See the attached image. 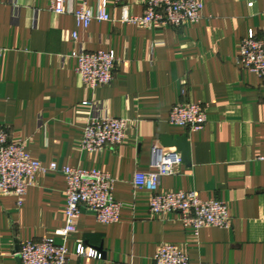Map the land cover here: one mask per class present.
<instances>
[{"label":"crops","instance_id":"crops-1","mask_svg":"<svg viewBox=\"0 0 264 264\" xmlns=\"http://www.w3.org/2000/svg\"><path fill=\"white\" fill-rule=\"evenodd\" d=\"M197 1L198 23L150 29L120 22L123 7L142 15L144 0H108L111 21L87 28L51 13L49 0H0V128L34 161L107 173L121 204L119 221L110 225L83 211L64 240L55 233L65 226V177L38 175L21 207L13 196L0 198V264H20V245L43 239L65 245L67 264H152L163 244L184 250L189 264H264V79L237 64L248 33L264 37V0ZM89 6L97 11L98 0ZM99 50L113 52L117 63L113 81L92 92L76 74L75 55ZM85 99L94 108L82 107ZM180 102L203 105L202 129L169 124ZM92 115L127 120L123 144L83 151ZM183 135L189 163L162 177L158 192L195 191L224 202L228 229L194 236L176 214L151 215L149 194L132 184L135 173L155 170L154 148L181 155L162 139ZM78 243L102 258L77 257Z\"/></svg>","mask_w":264,"mask_h":264},{"label":"built area","instance_id":"built-area-1","mask_svg":"<svg viewBox=\"0 0 264 264\" xmlns=\"http://www.w3.org/2000/svg\"><path fill=\"white\" fill-rule=\"evenodd\" d=\"M122 0H113L118 5ZM90 0H49V11L56 15H71L78 25L87 28L93 21H111L106 12L108 0H98V10L89 6ZM203 5L197 0H144V12L134 16L122 9L121 23L140 25L150 29L170 27L179 29L185 23L196 24L201 20ZM76 38V35H72ZM76 74L84 89L95 91L109 85L114 79L117 60L111 51L75 55ZM237 64L244 70L264 79V37L248 33L239 47ZM81 106L94 108L93 99H85ZM171 125L195 132L206 123V111L201 103L180 102L174 105L168 117ZM128 122L107 116L92 115L85 123L81 149L97 153L107 147L120 146L126 137ZM155 170L151 173H135L132 184L137 190L149 194V212L154 216L176 214L184 227L191 228L194 236L203 228L228 229L231 216L228 207L219 200H202L195 191L159 193L160 179L173 175L182 164L181 155L176 151L153 149ZM264 161V154L258 157ZM60 173L65 177V226L56 231L63 238L76 231V222L83 211L95 215L98 223L110 225L119 221L121 204L113 197V179L101 171H85L80 168L59 167L55 163L44 165L30 158L25 145L9 139L7 132L0 128V198L13 196L17 206L23 199L33 180L38 175ZM75 255L81 258L101 259V253L78 243ZM20 264H67L68 252L64 244L53 239L29 241L19 247ZM152 264H189L184 250L172 245L158 247Z\"/></svg>","mask_w":264,"mask_h":264},{"label":"water","instance_id":"water-1","mask_svg":"<svg viewBox=\"0 0 264 264\" xmlns=\"http://www.w3.org/2000/svg\"><path fill=\"white\" fill-rule=\"evenodd\" d=\"M162 146L166 148H176V150L181 153L182 160L189 163V147L186 142V136L183 135L175 141L171 138H164L162 139Z\"/></svg>","mask_w":264,"mask_h":264}]
</instances>
